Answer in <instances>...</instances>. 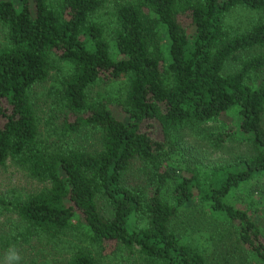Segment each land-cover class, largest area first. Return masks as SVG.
I'll return each mask as SVG.
<instances>
[{
  "label": "trees",
  "instance_id": "trees-1",
  "mask_svg": "<svg viewBox=\"0 0 264 264\" xmlns=\"http://www.w3.org/2000/svg\"><path fill=\"white\" fill-rule=\"evenodd\" d=\"M0 28V169L39 184L0 194L16 222L1 249L43 236L66 242L55 264H264V0H0ZM186 130L249 154L193 163Z\"/></svg>",
  "mask_w": 264,
  "mask_h": 264
},
{
  "label": "rangeland",
  "instance_id": "rangeland-1",
  "mask_svg": "<svg viewBox=\"0 0 264 264\" xmlns=\"http://www.w3.org/2000/svg\"><path fill=\"white\" fill-rule=\"evenodd\" d=\"M233 18L237 21H241L244 18L238 14ZM233 14V15H234ZM1 33V28H0ZM1 37V35H0ZM233 65V64H232ZM232 67V66H231ZM96 89H101L100 87L93 88L92 93ZM44 96L37 97V103L41 106H38L42 110ZM45 109V106H44ZM113 113L117 116H121V113L114 107H111ZM230 121L226 116L220 117L216 120L205 122L198 125V128L203 132H220L229 128ZM186 135L179 133L176 140L180 142L183 146V157L189 156V160L193 163H203V164H221L225 163L232 159L233 156H246L249 154L248 143L238 136L232 135L223 142L222 146L219 149H214L205 144L201 139L197 140V136L193 135L194 131L186 130ZM232 131V130H231ZM201 132V131H200ZM200 135V134H199ZM196 138H195V137ZM73 139V136H72ZM94 138H86V136L79 137L77 142L90 148V145H94ZM39 187L34 180L26 177L25 173L17 166L7 162L6 166L0 169V194L5 193L8 197V191L14 193H28L33 192ZM255 196L258 197L259 194L264 193V189H255ZM241 199H243V193L240 194ZM181 222L184 221V214L180 213ZM261 216V217H260ZM261 218L262 224H264V208L261 209L260 215L258 218ZM188 220H190L188 218ZM187 224L186 221L183 223ZM16 222H14L13 216H8L4 211H0V233L8 231L9 228L15 227ZM187 226V225H186ZM66 241L68 239L64 238ZM223 242L230 243L229 239L224 238ZM66 242L60 243L57 240H46V237L41 236V238H33L28 244L19 243L15 244V247L10 245L3 247L1 249L0 245V264H7L5 260V255L10 249H15L19 252L21 256L20 264H55L62 261L66 257ZM217 252L222 253L221 249H215L214 256L217 257ZM235 257H233L234 260ZM240 259H236V263H239Z\"/></svg>",
  "mask_w": 264,
  "mask_h": 264
},
{
  "label": "clouds",
  "instance_id": "clouds-1",
  "mask_svg": "<svg viewBox=\"0 0 264 264\" xmlns=\"http://www.w3.org/2000/svg\"><path fill=\"white\" fill-rule=\"evenodd\" d=\"M21 259L19 252L15 249H10L5 255L7 264H20Z\"/></svg>",
  "mask_w": 264,
  "mask_h": 264
}]
</instances>
